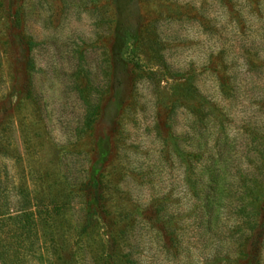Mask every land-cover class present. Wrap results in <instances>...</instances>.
Masks as SVG:
<instances>
[{
    "label": "rangeland",
    "instance_id": "1",
    "mask_svg": "<svg viewBox=\"0 0 264 264\" xmlns=\"http://www.w3.org/2000/svg\"><path fill=\"white\" fill-rule=\"evenodd\" d=\"M0 264H264V0H0Z\"/></svg>",
    "mask_w": 264,
    "mask_h": 264
}]
</instances>
